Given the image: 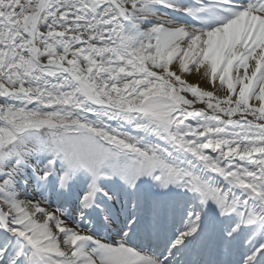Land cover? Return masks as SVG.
<instances>
[{
	"label": "snow or ice",
	"instance_id": "snow-or-ice-1",
	"mask_svg": "<svg viewBox=\"0 0 264 264\" xmlns=\"http://www.w3.org/2000/svg\"><path fill=\"white\" fill-rule=\"evenodd\" d=\"M0 264H264V0H0Z\"/></svg>",
	"mask_w": 264,
	"mask_h": 264
},
{
	"label": "bare ground",
	"instance_id": "bare-ground-1",
	"mask_svg": "<svg viewBox=\"0 0 264 264\" xmlns=\"http://www.w3.org/2000/svg\"><path fill=\"white\" fill-rule=\"evenodd\" d=\"M187 79H188V81H189L190 83H198V84L200 85L201 88H204V89H206V90H211L209 84H208L205 80H201V79H199V77H198L197 75H195V74H193V75H189V76L187 77Z\"/></svg>",
	"mask_w": 264,
	"mask_h": 264
}]
</instances>
